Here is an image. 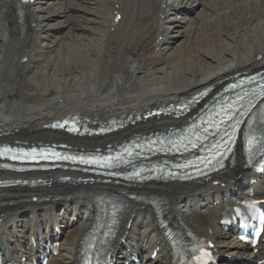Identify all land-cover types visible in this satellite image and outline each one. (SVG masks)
Segmentation results:
<instances>
[{"label": "bare ground", "instance_id": "obj_1", "mask_svg": "<svg viewBox=\"0 0 264 264\" xmlns=\"http://www.w3.org/2000/svg\"><path fill=\"white\" fill-rule=\"evenodd\" d=\"M182 4L193 9H179ZM14 5L0 0V144L19 141L28 148L32 143H66L80 151L121 143L188 119L131 122L104 137H72L53 126L74 116L97 128L181 104L242 72L264 70V0H45L28 7L22 21ZM117 11L122 19L116 25ZM236 159L215 179L224 186L215 180L105 185L104 178L75 171H0V181L28 182L0 188L5 257L13 264L28 263L60 242L59 256H51L48 264H78L82 238L97 209L91 200L75 195L109 188L126 202L125 227L115 245L118 264L136 253L143 255V264L171 261L172 247L158 211L145 198H130L138 193L162 196L169 222L214 240L223 255H251L220 225L236 202L264 188L262 182L251 185L258 176L248 167L247 150ZM63 176L95 180L69 184L61 181ZM39 178L50 185L36 187ZM35 195L44 199L34 202ZM259 250L256 261L264 258V242Z\"/></svg>", "mask_w": 264, "mask_h": 264}, {"label": "rangeland", "instance_id": "obj_2", "mask_svg": "<svg viewBox=\"0 0 264 264\" xmlns=\"http://www.w3.org/2000/svg\"><path fill=\"white\" fill-rule=\"evenodd\" d=\"M123 225L125 226V223H124ZM123 225H122V229H123V227H124Z\"/></svg>", "mask_w": 264, "mask_h": 264}]
</instances>
